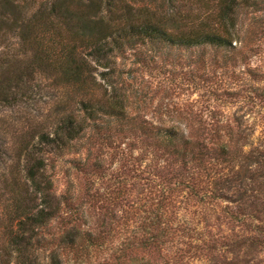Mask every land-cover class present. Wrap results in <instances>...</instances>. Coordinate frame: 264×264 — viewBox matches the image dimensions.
<instances>
[{
    "label": "trees",
    "instance_id": "1",
    "mask_svg": "<svg viewBox=\"0 0 264 264\" xmlns=\"http://www.w3.org/2000/svg\"><path fill=\"white\" fill-rule=\"evenodd\" d=\"M258 12L264 0H0V110L26 103L34 84L50 78L73 100L23 143L22 171L7 189L11 208L0 209V264L87 263L108 240L116 264H145L142 252L153 264H184L186 255L250 264L264 247V139L237 114L170 123L134 111L119 64L149 51L234 73L258 46ZM247 75L256 86L243 97L263 105L261 79ZM82 140L90 151L114 148L124 168L120 241L103 224L82 228L47 174V156ZM176 198L194 216L174 226L167 209ZM213 219L233 233H212Z\"/></svg>",
    "mask_w": 264,
    "mask_h": 264
},
{
    "label": "rangeland",
    "instance_id": "2",
    "mask_svg": "<svg viewBox=\"0 0 264 264\" xmlns=\"http://www.w3.org/2000/svg\"><path fill=\"white\" fill-rule=\"evenodd\" d=\"M257 15L261 24L260 34L256 38L258 46L248 60L249 67L238 68L234 73L212 68L205 70L198 62L190 60L166 61V54L156 55L149 51L121 61L119 65L123 77L119 79V85L130 96L133 110L150 119H162L170 123L181 122L183 117L209 119L212 116L221 118L237 114L253 124L256 137L264 139V103L255 105L258 102L254 101L251 104L243 97L250 86H256V82L252 84L250 81L248 71L255 70L256 77L261 79V85L264 86V12H258ZM184 53L196 58L190 51ZM60 93L61 89L54 86L51 78L37 81L29 101L0 110V209L6 207L4 209L7 210L8 205L11 208V196L7 189H11L12 185L14 187V179L22 171L19 153L25 139L37 136L41 128L50 129L65 101L73 104L71 98ZM47 161V174L54 179L56 195H65L69 201L65 205L66 211L79 219L82 228H88L89 223L103 224L105 230L113 228L115 240L120 241L123 237L121 216L124 206L118 198L120 177L117 173L123 172L124 168L117 151L105 144L90 151L82 140L65 154L52 153L47 156ZM130 189L127 200L133 203L136 200L135 189L133 186ZM94 193H98L99 197L94 199ZM179 200L176 198L171 208L167 209V214L174 218V226L186 217L194 216L189 213V209L194 208L184 206ZM184 207L189 209L186 211ZM216 222L215 219L210 222L212 233L220 236L221 233L232 232L225 224L221 226ZM51 231H55V228ZM237 232L238 229L235 233L242 234ZM108 244L109 240L99 251L92 250L90 261L81 264H116L113 250L109 249ZM113 246H116L115 242ZM252 253L250 264H264L263 246L254 248ZM218 254L224 259V251ZM138 255L145 264L155 262L150 253ZM226 256L231 257V254ZM184 261V264H207L205 256L186 255Z\"/></svg>",
    "mask_w": 264,
    "mask_h": 264
}]
</instances>
